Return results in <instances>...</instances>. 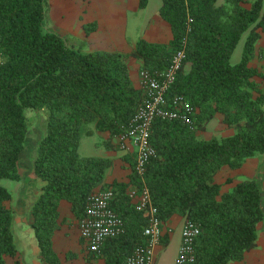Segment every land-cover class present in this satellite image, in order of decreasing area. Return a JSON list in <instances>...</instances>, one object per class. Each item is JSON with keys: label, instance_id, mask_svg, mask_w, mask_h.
Wrapping results in <instances>:
<instances>
[{"label": "trees", "instance_id": "trees-1", "mask_svg": "<svg viewBox=\"0 0 264 264\" xmlns=\"http://www.w3.org/2000/svg\"><path fill=\"white\" fill-rule=\"evenodd\" d=\"M147 2L139 0V9ZM48 12L49 0H0V180L21 178L32 111L41 124V138L29 155L38 193L31 227L41 263L59 264L52 238L60 224H68L61 219V204L79 222L86 197L96 189L112 190L111 207L125 227L123 235L105 242L99 255L104 264H125L133 249L144 244L145 218L127 195L140 183L132 154L122 157L130 164L128 182L106 185L113 160L81 157L78 149L82 135L94 131L108 134L102 141L107 151L118 149L116 139L143 97L130 78V60L140 70L162 71L181 46L185 60L171 93L185 96L197 110L196 128L154 121L150 144L156 155L143 182L163 224L179 216L198 226L195 264L243 261L256 247L264 222V91L255 80H264V74L251 65L264 31V0H161L158 15L171 39L155 43L139 38L128 54L85 51L86 42L69 41L48 27ZM95 28L94 23L85 25L86 35ZM244 34L241 57L231 63ZM217 114L232 134L202 138ZM254 157L260 160L255 177L222 192L216 175L224 168L238 170ZM14 220L12 194L0 185V264L17 253Z\"/></svg>", "mask_w": 264, "mask_h": 264}, {"label": "crops", "instance_id": "crops-1", "mask_svg": "<svg viewBox=\"0 0 264 264\" xmlns=\"http://www.w3.org/2000/svg\"><path fill=\"white\" fill-rule=\"evenodd\" d=\"M80 1L83 5L75 19L70 17L68 13L63 14L62 11H60L57 15L52 16L50 12L51 6H49L47 23L48 27L55 30L57 33H59L60 36L66 38L69 41L86 42V46L84 49L85 51H119L121 53L128 54L133 50L136 41L127 42L126 40V30L128 25L127 16L128 10L133 11V18L131 21L133 24H137L138 19H136L135 16H137L139 11V0ZM246 1L250 2L253 0ZM244 6L248 7L249 4L246 3L244 4ZM92 23L96 25V28L88 35H86L84 26ZM165 24L166 23H164L158 15L155 24H153V22H150L148 28L146 27V29L143 31L144 38H142L149 42L167 43L171 39V32L169 26ZM160 32L162 33V35L158 34ZM262 41L264 42V31L261 32V38L258 40V42ZM139 71V64L135 62V60H130L129 74L131 80L137 88H139ZM257 79L260 78H255V80L260 84V81H258ZM260 87L264 91V87L262 85H260ZM216 116H218V114ZM219 120H222L221 115H219ZM231 134L232 131L229 130L228 135ZM99 135L102 136L101 133H99ZM34 136L36 137V139H34L35 144L33 143V148L31 149L30 142ZM201 137L204 139L210 138L204 137V132L201 134ZM40 138V131L34 132L32 137L29 138L26 143V149L21 154L20 164L26 161L23 154L28 149L30 155ZM99 147H101V145H98V148ZM126 154L131 153L106 150L104 152H98V154L91 155L94 157H109L113 160L112 167L109 169L105 176L106 185L111 184L113 181L123 183L128 182L131 172L130 164L127 160L122 158ZM131 157L132 161H134L133 154L131 155ZM250 160H252V158L247 159L245 165L238 170H229L227 168H224L216 175L215 181L218 184H222V192H227L237 182L243 179H251L255 176L256 168L258 166L257 162L254 171H245L244 169L246 165H248V162ZM29 167L31 168V162H29ZM18 172L21 178L19 181L14 182L13 188L10 191L12 194V205L15 210L14 237L17 253L13 258H6V261L8 264H13V262L15 261H18L20 264H43L40 261L39 248L37 246V241L31 227V205L38 195V193L34 189L33 173L31 169H29V171H20V168ZM228 178L231 179V182L226 184L225 181ZM60 212L61 219L66 220L68 224H60L59 228L54 232L52 238L53 248L59 259V264H104L103 258L87 253L84 244L82 243L79 236L78 221L73 220V216L71 215L66 203L61 204ZM183 224L184 220L179 216H173L170 220H168L167 223L164 224V228L171 229L172 232L169 235H166L162 239L161 245L158 246L156 250L155 262L157 260L159 251L166 245H169L173 231L177 227H179L181 231ZM258 230L259 231L256 247L250 252L246 253L243 261L232 262L230 264H264V222L259 225ZM179 246L180 240L177 245L176 254L171 264H174ZM70 253L75 254V257L70 259L67 258Z\"/></svg>", "mask_w": 264, "mask_h": 264}, {"label": "built area", "instance_id": "built-area-1", "mask_svg": "<svg viewBox=\"0 0 264 264\" xmlns=\"http://www.w3.org/2000/svg\"><path fill=\"white\" fill-rule=\"evenodd\" d=\"M191 22L192 19H188V25ZM184 60L185 51L181 46L172 53L164 70L153 73L139 71V88L143 94L141 104L116 139L118 150L134 155V171L140 183L138 187H131L127 195L132 207L145 218L142 231L145 242L133 249L125 264H154L158 246L172 232L164 228L143 182V175L148 162L156 155L150 144L154 121H177L190 130L196 128L197 110L185 96L171 93ZM3 61L0 52V65ZM113 198L111 189H96L85 199L84 216L78 222V230L89 254L99 256L107 240L115 239L125 232L123 220L111 207ZM198 235V226L185 221L180 231V246L174 264H195L194 244Z\"/></svg>", "mask_w": 264, "mask_h": 264}, {"label": "rangeland", "instance_id": "rangeland-1", "mask_svg": "<svg viewBox=\"0 0 264 264\" xmlns=\"http://www.w3.org/2000/svg\"><path fill=\"white\" fill-rule=\"evenodd\" d=\"M161 0H148L147 7L144 9H139L136 19H138L137 24L132 23V16L133 11L128 10V25L126 30V40L127 42H133L137 41L139 38H144L143 31L148 28L149 23L153 22L155 24L158 16V9L160 6ZM82 3L80 0H49V6L50 12L53 15H57L60 11L63 12V14L68 13V15L72 18H76L79 10L82 8ZM49 13V12H48ZM137 13V12H135ZM51 20V19H50ZM134 20V19H133ZM47 23H48V14H47ZM167 25V24H165ZM162 35V33H158ZM246 38V34H244L241 39L239 40L232 56H231V63H236L239 61L242 51H243V45ZM251 65L256 67L261 71V73H264V42H258L257 44V53L254 56L253 60L251 61ZM260 85L264 87V80H260ZM28 124L29 127L32 130V135L34 132H39V118L37 115L30 111L28 112ZM88 129H93L92 125L88 126ZM203 133V132H202ZM201 133V134H202ZM229 134V129L225 125L222 124L221 120H219V115L216 116L210 125H208V128L204 131V137H212L214 135L218 136H227ZM102 136L99 135L98 132L94 131L91 135H82L80 140V149L78 151L79 155L81 157H89L91 155L98 154V152H104L106 151L104 145L102 144V141L105 140L108 137L107 133H101ZM36 137L34 136L30 142V148H33V143L35 144ZM96 143H101V147L98 148ZM115 143V141H114ZM97 147V148H96ZM116 152H121L118 149H115ZM26 161L24 163L20 164V171H29L31 169L29 167L30 157H29V150L23 154ZM259 158L254 157L252 160L248 162V165L244 168L245 171H254L256 162L259 163ZM32 171V170H31ZM255 177V176H254ZM253 177V178H254ZM264 182V174H263V181ZM0 185L2 187H5L7 190L11 191L13 188L14 182L10 180H0ZM180 240V228L177 227L171 236V240L169 245H166L163 247L157 256V260L154 264H171L172 260L176 254L177 245ZM169 246V247H168Z\"/></svg>", "mask_w": 264, "mask_h": 264}]
</instances>
